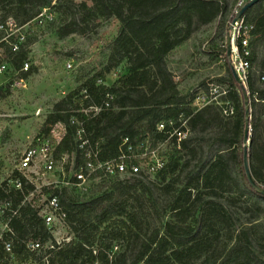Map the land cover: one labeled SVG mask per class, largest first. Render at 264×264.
Instances as JSON below:
<instances>
[{
  "label": "trees",
  "instance_id": "trees-1",
  "mask_svg": "<svg viewBox=\"0 0 264 264\" xmlns=\"http://www.w3.org/2000/svg\"><path fill=\"white\" fill-rule=\"evenodd\" d=\"M250 1L235 0L229 22ZM90 2L92 5L87 0L77 3L85 13L82 22L96 16L119 20L109 62L116 65L125 61L127 72L112 85L103 84V74L95 73L53 105L45 121L50 126L44 131L50 137L52 125L64 127L54 151L56 162L67 155L74 157L75 168L85 165L86 156L75 136L76 124L71 121L74 115L84 119L102 160L116 157L126 137L136 146L148 137L153 143L163 139L164 132L157 128L160 122L168 128L170 121L179 125V117L187 119L190 135L181 141L180 148L172 147L166 166L156 174L166 199H152L158 223L149 233L143 230L146 215H140L133 204L140 199H130L131 189L154 196L151 185L155 182L146 181L148 178L142 174L109 177L117 179L112 189L91 199H80L65 186L57 189L73 237L50 251L47 264H264V232H257L255 222L264 214V195L249 183L243 161L246 93L251 129L248 161L253 179L264 187V0H258L242 14L253 25L247 55L238 43L242 58L249 62L246 86L234 74L226 43L218 50L225 73L214 81L225 86L221 100L233 106L229 115L223 111L225 106L215 100L193 107L195 95L180 91L167 66L172 50L200 26L224 13L225 0ZM71 3L72 0H0V21L13 17L22 25L43 7L69 11ZM78 24L71 19L61 30L65 34L83 32L84 27ZM29 42L15 52L6 45L9 65L14 70L20 69L29 57ZM110 69L111 65L107 71ZM32 71L33 67L27 74ZM202 86L209 91L208 83ZM105 102H109L108 106H104ZM101 104L97 113L81 111ZM69 166L67 163V171ZM17 176L20 174L15 172L11 178ZM129 178L134 182L125 185ZM123 184L121 191L117 187ZM30 188V184H24L22 190ZM22 190L8 186L5 180L0 197H8L17 205L23 197ZM240 196L251 200L244 207L251 215L246 221L236 212ZM10 225L15 231L17 260L45 264L23 243L26 238L43 243L53 239L37 210L22 206Z\"/></svg>",
  "mask_w": 264,
  "mask_h": 264
},
{
  "label": "rangeland",
  "instance_id": "rangeland-1",
  "mask_svg": "<svg viewBox=\"0 0 264 264\" xmlns=\"http://www.w3.org/2000/svg\"><path fill=\"white\" fill-rule=\"evenodd\" d=\"M72 1L69 11L51 7L54 14L52 21L46 22L43 26L31 24L24 29L26 37L31 41L27 46L29 50L27 60L31 68L33 67L31 73L24 75L25 83L13 85L15 71L9 65L7 46L2 45L0 48L1 59L8 63L7 73L0 74V186L15 169L23 150L31 142H35L38 135H45L44 129L50 126L45 122L46 117L57 101L95 73L103 74V84L112 85L119 76L127 72L125 61L116 65L109 62L111 43L117 36L119 20L114 16L105 18L96 16L84 23L81 17L85 13L77 5L84 0ZM87 1L88 5H92L90 0ZM234 1L225 0L226 9L217 20L200 26L167 56V66L183 94L195 95V99L198 94H205L208 98H216L217 103L226 105L227 101L221 100L223 93H220L225 86L217 84V90L214 89L216 87L214 79L225 73L224 61L218 50L227 41L231 24L229 17L235 8ZM71 19H76L79 27H84L83 32L65 34L61 30ZM229 58L232 65L233 59ZM68 61H71L72 68H67ZM109 65L111 69L107 71ZM203 82L213 87L210 93L202 86ZM202 105L192 104L193 107ZM248 129L251 130L250 127ZM49 134L50 137L54 135L61 139L64 127L61 124L52 125ZM73 162L74 157L68 156L66 164L70 165L67 171L70 176L73 172ZM59 173L57 169L52 179L58 178ZM125 175L130 177L129 174ZM144 177L148 178L146 181L155 182V185H151L154 196L152 197L149 192L143 195L139 189H131L130 199H140L135 200L133 204L137 205L140 215L143 213L146 215L143 230L144 233H149L158 223L152 199L162 201L166 197L159 189L162 182L156 174ZM116 181L117 179L109 177H91L83 188L67 187L80 199H91L110 191ZM133 182L134 180L129 178L125 179L124 184ZM124 184L117 188L123 191ZM249 202L251 200L247 196H240L237 200L236 212L242 217V221L251 216L244 210ZM255 222L257 232H264V214ZM58 235L73 237L66 222L59 226Z\"/></svg>",
  "mask_w": 264,
  "mask_h": 264
},
{
  "label": "built area",
  "instance_id": "built-area-1",
  "mask_svg": "<svg viewBox=\"0 0 264 264\" xmlns=\"http://www.w3.org/2000/svg\"><path fill=\"white\" fill-rule=\"evenodd\" d=\"M54 14L51 11V6L43 7L40 12L30 21L25 24H17L13 17H8L4 21H0V48L2 45H7L11 51L15 52L24 45L28 37H26L24 29L31 24L43 26L46 22L52 21ZM232 26L230 30L232 49L230 57L233 59V69L238 75L240 81L246 86V79L248 74L249 62L242 58L238 43L240 42L244 53H249V40L251 38V30L253 25L248 24L244 17L241 16L234 22L231 21ZM67 68H72L71 61L66 63ZM31 69L28 60L22 63L18 70H14L13 85L25 83V76ZM8 63L1 59L0 54V74L7 73ZM214 89L217 88V84ZM213 87H210L209 93ZM217 90V89H216ZM222 88L220 93H225ZM112 98V95H108ZM205 94H198L192 104H205L211 101H217L216 98H206ZM109 102H105L104 106H108ZM103 105H92L89 108L82 109L85 114L89 112L97 113L102 109ZM90 110V111H89ZM225 114H232L233 106L227 101L224 107ZM72 123L76 124V140L79 147L86 156L84 166L75 168L73 166L72 175H68L66 169L67 155L56 162L54 151L56 145L61 139L58 136L49 137L47 135H38L35 142L23 150L18 164L15 169L11 171L7 178L8 186L15 189L22 190L24 184H30L32 188L23 191V197L20 202L15 205L13 200L5 197H0V264H28L27 261L19 262L17 260L14 246L15 231L10 225L13 217L19 215L20 208L24 205H29L31 208L37 210L38 216L41 217L47 230L52 235L53 239L48 242H41L40 239L26 238L23 240L26 249L33 251L36 255H40L45 264L48 263L50 251L60 248L65 242L71 238L69 236L58 235L59 226L65 223L66 213L60 201L59 194L56 192L61 187L74 186L83 188L84 184L91 177H114L117 175H136L142 174L144 176L157 174L163 169L171 154L173 146L181 147V141L190 135V128L187 119L178 118L179 125H175L174 121H170L167 128L165 122L158 123V130L164 132V138L154 141L149 137L141 142L138 146L134 144L129 137L123 139L119 154L110 159H100V151L97 143H93L90 139L89 133L84 126V119L74 115L71 118ZM53 129L51 130L52 133ZM50 133V134H51ZM62 138V137H61ZM138 162H134V161ZM59 166V168H57ZM60 171L59 177L52 179L54 173ZM72 169V167H71ZM15 172L20 176L11 178ZM23 179L25 181H23ZM24 182V184H23ZM7 192V190H6ZM117 247L114 248V250ZM93 264H99L95 262Z\"/></svg>",
  "mask_w": 264,
  "mask_h": 264
},
{
  "label": "water",
  "instance_id": "water-1",
  "mask_svg": "<svg viewBox=\"0 0 264 264\" xmlns=\"http://www.w3.org/2000/svg\"><path fill=\"white\" fill-rule=\"evenodd\" d=\"M258 0H251L250 2H248L247 4H245L239 11L238 13L234 16L232 22H234L236 19H238L239 17L242 16V14L244 13V11L249 8L251 5H253L255 2H257ZM232 26L230 25L229 27V32H228V36H227V41H226V47H227V54L228 56L231 55V49H232V42H231V35H230V30H231ZM235 76L239 79L238 75L236 74L235 70L233 69ZM240 80V79H239ZM245 97V105H246V129H245V136H244V151H243V161H244V169H245V174L246 177L249 181V183L251 184V186L254 188L255 191L261 193L264 195V187L260 186L258 183H256V181L253 179L252 177V173L250 170V166H249V161H248V146L250 143L249 140V102H248V98H247V94H244Z\"/></svg>",
  "mask_w": 264,
  "mask_h": 264
}]
</instances>
